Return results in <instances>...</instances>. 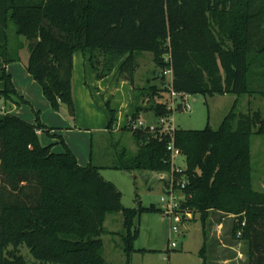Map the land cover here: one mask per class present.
Returning a JSON list of instances; mask_svg holds the SVG:
<instances>
[{"label": "trees", "instance_id": "trees-1", "mask_svg": "<svg viewBox=\"0 0 264 264\" xmlns=\"http://www.w3.org/2000/svg\"><path fill=\"white\" fill-rule=\"evenodd\" d=\"M25 47L27 70L51 109L66 106L71 116L76 112V52L88 57L98 79L115 69L126 75L134 98L123 129L132 133L137 150L113 142L111 167L173 174L182 210L201 220L203 264L211 211L235 216L233 236L247 243L246 264H264V191L254 187L252 155V136L264 135L261 110L244 113L236 99L218 129L176 127L174 142L186 161L182 172L173 167L167 132L133 128L144 111H153L158 119L172 115L163 73L170 67L166 55L171 56L178 93L264 95V0H0V57L5 64L0 94L5 103L30 104L6 67L22 60ZM143 52L152 53L159 83L135 84ZM164 94L168 101L162 100ZM106 110L112 130L117 118L110 101ZM35 113L32 123L0 105V264H30L22 246L29 249L33 264H112L104 256L102 238L109 233L105 221L111 213L122 214L123 250L131 264L140 235L136 218L161 208L140 201L126 207L122 192L101 175L100 167L81 165L63 138L60 152L44 144L41 134L49 135L51 128ZM181 180L186 181L183 187Z\"/></svg>", "mask_w": 264, "mask_h": 264}, {"label": "rangeland", "instance_id": "rangeland-1", "mask_svg": "<svg viewBox=\"0 0 264 264\" xmlns=\"http://www.w3.org/2000/svg\"><path fill=\"white\" fill-rule=\"evenodd\" d=\"M140 57L138 56L139 67L135 72V84L137 86H144L149 80L151 83H159V80H154L155 63L153 61L152 53L143 52ZM167 54V53H166ZM165 54V55H166ZM1 58V57H0ZM25 58V55H24ZM1 60V59H0ZM17 85L19 87H28L29 83L20 80ZM168 79V78H167ZM38 84V83H37ZM38 86H40L38 84ZM261 89L264 91V83L260 84ZM41 88V87H40ZM45 97V96H44ZM46 98V97H45ZM238 99V109L244 113L250 110H261L264 117V95H242L238 97L234 93L214 94L212 96H203L201 94H193L183 98L181 95L176 96L177 103L182 101L186 105V110H178L174 107L172 115L169 118L178 129H204L210 126L213 129H218L221 125L224 117L232 108L234 102ZM162 100L168 101L167 94L162 97ZM111 101V100H110ZM4 104V100L2 101ZM30 110V112L36 116V113L31 111V105L23 104ZM190 107V109H188ZM149 114L155 118L153 111H144L141 116ZM143 118V117H142ZM26 119H28L26 117ZM143 120V119H142ZM129 132H126L121 138L120 145L126 146L132 151L137 150V145L133 137ZM117 137H114L116 140ZM116 143V142H114ZM111 147L105 145H95V152L99 154L100 151H104L105 159L102 163H111L115 160L114 146ZM118 143V141H117ZM57 144H53L56 146ZM61 151L64 149L63 145L59 143ZM252 155H253V167H254V187L257 190L264 191V135L252 136ZM174 162L177 166L185 167L186 161L183 155H178ZM101 175L108 181L113 182L117 188L122 192V202L126 207H137L139 201L143 206H150L155 204L157 207H161V198L166 195V192L162 188L163 179H159L157 173L167 172H153V171H141L136 170L128 172L124 170L114 168H101ZM161 175V174H160ZM171 173L167 178H170ZM164 177V176H163ZM169 179L166 180L168 183ZM181 192L178 193L180 196ZM190 219L186 220V223L181 228V233L173 232L171 229L170 219L162 211L143 212L140 217L136 218V225L140 229V235L136 239L134 246L137 251H133L130 256V263L137 264L142 261L144 264L146 261L150 264H202L203 257L199 254L200 249L204 244L203 226L198 214ZM221 213L212 212L207 219V242H213L218 235L224 239L227 247L229 245L237 244L236 254H241L242 258L236 259L238 263L244 264L245 259L244 249L246 245L243 240L235 238L233 236V226L236 217H224ZM219 222L223 223L220 228L217 227ZM185 226V227H184ZM105 228L109 231L102 235L105 243V258L112 264H127L128 258L123 250L122 234L125 233L123 226L122 214L111 213L109 219L105 223ZM185 232H183V230ZM113 232V233H112ZM172 242L176 243V246H172ZM118 244V246H117ZM207 251L212 254L214 260H217L227 254V247H221L213 242L212 247ZM232 249V247H230ZM139 249H145L139 251ZM21 253L26 256L30 264H33L29 249L26 246L21 247ZM144 254V255H143ZM159 255H162L163 259ZM216 264L217 261H214Z\"/></svg>", "mask_w": 264, "mask_h": 264}, {"label": "crops", "instance_id": "crops-1", "mask_svg": "<svg viewBox=\"0 0 264 264\" xmlns=\"http://www.w3.org/2000/svg\"><path fill=\"white\" fill-rule=\"evenodd\" d=\"M141 55L142 54H140V56ZM28 58L29 49L28 47H25L22 54V60L16 63L9 64L6 67L7 71L11 73L13 77V81L17 91L21 95H23L26 100L29 101L31 105V111H39L40 118L43 123L51 128L49 135L45 133L41 134L44 144L53 145L58 143V145L53 146V150H59V138H63L68 146L72 149V151L76 154V157L81 165H87L90 162H93V164L100 167V170L101 168H112L111 165L114 161H112L111 163H102V160L105 159L104 151L106 150V148L103 151H100L99 154H96L95 145L98 144V146H101L102 144L106 147H111L110 145H112L113 142H121V138L119 136H123L126 132H129L124 131L123 127L128 121V115L134 98V88L132 82L126 75H120L117 72V69H115L110 75L98 79L91 68L88 57H85L81 52H76L74 54L73 71V93L76 112L74 116H71L66 106H62L60 111H53L51 109L48 100L44 97L42 89L40 88L41 86H38L39 83L27 70L26 65ZM0 59V68H2L5 66V64L2 58ZM1 73L2 72L0 69V75ZM18 77H20L21 81L28 82L29 86L19 87L17 85V82L19 81ZM2 86L3 83L0 81V89L2 88ZM2 101L3 97L0 94V105L4 107V112H12L32 123L36 121V116H34L30 112L26 105L18 106L15 103L9 101L2 104ZM108 101H110L111 107L116 111L117 118L116 125L112 130L107 128L108 113L106 110V104ZM26 117L28 119H26ZM139 118L143 119L148 124H156L158 121V118L156 116L155 118H153L149 114H147L146 116L140 115ZM128 134L132 137L131 132H129ZM114 137H117V139L114 140ZM113 152L114 157H116L115 148ZM157 174L159 175V177H161L159 179H163L162 188L164 189L166 180L169 179L167 178L169 176V173ZM212 212L221 213L224 215V213L222 212L211 211V213ZM109 216L110 214L107 216L106 221L109 219ZM195 216L196 215H194V217ZM224 217L235 216L226 215ZM191 218H193V215L192 217H189L188 221H190ZM221 225L223 226V223L219 222V224H217V227L220 228ZM183 232L185 231L183 230ZM214 241L218 245V247L219 243L221 244V247H227L224 239L219 235L216 240H213V242ZM213 242H207V245L209 244L208 250L212 247ZM243 242L246 245V249H244L246 257L243 263L246 264L247 243L245 241ZM229 246L232 247V249L230 247L225 248L227 249V251H225L227 252V254L217 260H214L212 254L207 251V264H215L214 261H217L216 264L238 263L236 259L242 258V255L236 254L237 244ZM159 256L163 259L162 255ZM137 264H142V261L138 262ZM144 264L150 263L146 261Z\"/></svg>", "mask_w": 264, "mask_h": 264}, {"label": "built area", "instance_id": "built-area-1", "mask_svg": "<svg viewBox=\"0 0 264 264\" xmlns=\"http://www.w3.org/2000/svg\"><path fill=\"white\" fill-rule=\"evenodd\" d=\"M165 60L170 63V67L166 68L163 71V73L168 78L167 79V87L169 88V92H170V106L172 109H175L174 107L178 106L176 96L181 95L183 98H187L188 94L178 93L175 91V89L173 87V77L174 76H173V68L171 65V56L166 55ZM182 107L184 110H186V108H187L183 101H182ZM188 109H190V107H188ZM133 128L134 129L147 128L150 131H155V130H157V128H161L162 130L167 132L171 137V140L168 143L167 148L171 153L173 167L178 172L183 171V169L185 167L177 166L174 162V159L178 155H182V153H181L180 149L177 148L175 145L174 132H175L176 126L174 125V123L170 119H167L165 117H160L156 124H148L144 120L139 118L133 123ZM169 182H170L169 186H166L164 188L166 195L162 196V198H161V207L160 208H161L162 212L167 217H169L172 231L176 232V233H181V228L183 227V225L186 223V220H187L185 218L192 217V214L190 212H184L182 210V203L180 200V196L177 194V191L173 187L174 186L173 185L174 180H173V174L172 173L170 175ZM185 183H186L185 180L180 181V185L182 187L185 185ZM242 225H245V221L242 222ZM241 233H242V230L238 231V235H241ZM172 246L175 247L176 243L172 242Z\"/></svg>", "mask_w": 264, "mask_h": 264}, {"label": "water", "instance_id": "water-1", "mask_svg": "<svg viewBox=\"0 0 264 264\" xmlns=\"http://www.w3.org/2000/svg\"><path fill=\"white\" fill-rule=\"evenodd\" d=\"M177 108H178V110L182 111L183 110L182 104L179 103L178 106H177ZM184 207H185V205L183 204L182 205V208H184Z\"/></svg>", "mask_w": 264, "mask_h": 264}]
</instances>
